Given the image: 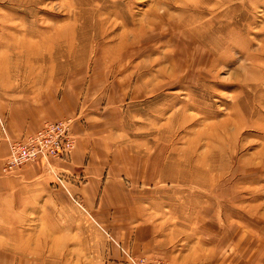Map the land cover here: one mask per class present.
Returning a JSON list of instances; mask_svg holds the SVG:
<instances>
[{
	"label": "rangeland",
	"instance_id": "1",
	"mask_svg": "<svg viewBox=\"0 0 264 264\" xmlns=\"http://www.w3.org/2000/svg\"><path fill=\"white\" fill-rule=\"evenodd\" d=\"M45 98H75L84 165H65L75 145L27 162L64 202L30 215L37 255L0 264H134V213L208 217V264H264V0H0V100ZM89 175L92 210L73 193ZM16 194L18 219L34 202Z\"/></svg>",
	"mask_w": 264,
	"mask_h": 264
},
{
	"label": "crops",
	"instance_id": "2",
	"mask_svg": "<svg viewBox=\"0 0 264 264\" xmlns=\"http://www.w3.org/2000/svg\"><path fill=\"white\" fill-rule=\"evenodd\" d=\"M68 99L62 98L60 101L57 98H45L41 102H37V105L35 102L34 104L30 102L18 104L16 100L8 104L0 100V263L4 262L3 260L5 256L8 257V253L11 255V260L16 263L21 258L20 255L27 253L37 255V252L40 251L36 248V232L33 231H36L37 227L42 229L43 226L41 221L37 223L34 220L32 221L33 226H30V215H34L36 220L37 215L48 209H61L58 206L64 202L60 198L62 197L61 194L57 191L37 189L38 181L42 176L38 173L40 167L37 165L25 163L17 168L14 175L6 176L3 174V166L9 153L10 144L35 132L45 122L65 119L72 115L75 108L73 104L75 98H70L73 106L68 104ZM63 102L68 108H63ZM78 127L77 124L72 126V133L76 139L75 149L70 156L72 158L71 163L65 164L72 169H80V166L84 165L85 159V149ZM44 182L46 183V180L43 179V185ZM26 188L29 191H20ZM100 188V180L98 181L94 176L89 175L86 182L77 187L73 193L81 195L86 200L87 208L92 210L99 205L97 197ZM15 193H17L16 195H32L34 202L32 206L26 209L19 208V214L22 217L18 219L13 217L14 210L11 207L13 202L8 209L6 208L8 205L6 199ZM59 199L62 201H58ZM117 199L118 196L115 194L113 201L116 202ZM118 213V210L110 212L116 217ZM156 221L157 218H154L152 222L142 221V213L141 215L134 213L131 222L126 223L127 230L131 225L132 241L127 247V252L132 257L143 258L146 262L153 264H208V217L204 218V224H198L196 221L190 222L187 229L180 225H174L170 226L168 230H163V225ZM112 229L116 230L117 227H112ZM112 253L113 256L107 264H122L123 258H121L120 252L116 250ZM47 254L51 255V253ZM25 259H28V256ZM21 261L19 260V263Z\"/></svg>",
	"mask_w": 264,
	"mask_h": 264
},
{
	"label": "built area",
	"instance_id": "3",
	"mask_svg": "<svg viewBox=\"0 0 264 264\" xmlns=\"http://www.w3.org/2000/svg\"><path fill=\"white\" fill-rule=\"evenodd\" d=\"M70 119L45 122L39 129L11 143L3 169H17L38 158L68 159L75 145ZM134 264H153L139 258Z\"/></svg>",
	"mask_w": 264,
	"mask_h": 264
}]
</instances>
